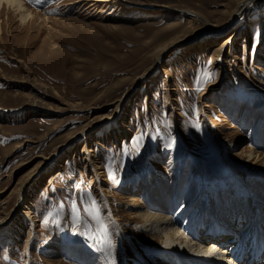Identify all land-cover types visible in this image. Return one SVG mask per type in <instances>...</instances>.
<instances>
[{
  "label": "rangeland",
  "instance_id": "374dc122",
  "mask_svg": "<svg viewBox=\"0 0 264 264\" xmlns=\"http://www.w3.org/2000/svg\"><path fill=\"white\" fill-rule=\"evenodd\" d=\"M59 1L0 3V264L164 263L131 217L148 182L190 238L199 208L264 206V0Z\"/></svg>",
  "mask_w": 264,
  "mask_h": 264
},
{
  "label": "bare ground",
  "instance_id": "6f19581e",
  "mask_svg": "<svg viewBox=\"0 0 264 264\" xmlns=\"http://www.w3.org/2000/svg\"><path fill=\"white\" fill-rule=\"evenodd\" d=\"M38 1L39 0H37V2ZM42 1L44 2V0ZM237 1H238L237 3L238 8L233 13L234 17L240 11H242L245 6H247L254 0H237ZM2 2L5 5L11 7L12 9L20 11L19 15L21 20L24 21L26 20V18L31 17L30 16L31 12L28 9H26L23 0H0V3ZM59 2L62 3L61 1ZM208 31L211 32V30ZM55 35L57 36V34ZM178 41H180V38H175V39L171 38L167 42H163L160 49L158 48V50H156L155 61L159 59L160 54L164 50V48ZM121 101L123 102V100L121 99L119 103H121ZM113 117L114 115L112 116V118ZM104 119L106 118L103 117L101 119H98L97 122H100ZM79 134L82 135L83 131H78L75 134H71L69 136L70 138L69 137L68 138L69 140H72L73 138L78 137ZM90 156H92V154H88L86 157H90ZM50 158H51L50 156L44 158L43 161L38 164V168L32 173H29V179H32L34 177L38 169L46 166L49 163ZM25 186H26L25 183H23L19 188L20 196L18 199H20V201L18 200L19 203L17 204V208L19 207V205L21 207L20 210L18 209L16 211H19V213H21L25 218H29L30 217V210L28 209L29 202L26 200L27 196L24 195L23 192H21L22 190L24 191ZM146 187L147 188L143 190V193L139 198L138 197L136 198L135 196L131 197L132 203L129 205L134 208L131 217L140 218L139 221H135V222L141 225V228L139 227L140 230L147 231L148 236L150 234V238H149L150 241L160 239V242H158L157 245L155 242L148 243L146 245L154 246L156 248L158 247L160 249L159 255L160 256L162 255L164 257L163 262L165 264H254L258 259L261 258L260 254H262L263 253L262 251L264 250V206H259L255 212H253L248 205H245L244 207L242 206L241 209L239 210L238 209L236 210L234 208V210L231 213L229 211V215L227 217H224L222 213H218L217 209L212 204L211 210H209L211 214L209 216L210 221L208 225L207 223H204V218H203V214L208 213V211L206 212L204 210L205 206L199 208L197 218L196 220L194 219L195 224L192 229L193 231L191 232V234H189L191 236L190 238L189 236L183 235L182 232L178 229V227L177 228L174 227L173 218L171 217V215H168L167 213L168 211L167 207L169 203L166 202L167 200L165 197L167 196L164 195L165 192L164 188L160 186L158 190H156V188L153 187L150 184V182H148ZM175 189L177 190V188ZM156 191L160 193L159 197L163 195V198H161V200L159 199V201L154 199V196L156 195L155 193ZM142 199H144L145 200L144 203L146 202L147 204L145 210L144 209L142 210L143 204L140 203ZM184 208L185 209L190 208V206H185ZM214 210L215 213H212ZM251 214H253V217L255 218L252 219L251 221L252 225L251 224L248 225L246 221L250 219ZM12 216L1 218L0 226L9 223V221L12 220ZM241 222L246 223L245 227L244 226L241 227L244 228L245 230H243V232L238 235V233L235 231L236 229L234 228H237L239 226L238 224H240ZM202 227H204V229ZM207 227H208L207 230L211 231L212 233L206 231ZM217 230H219L220 232L223 231V233L226 234V236L222 234L223 237H221L218 236L219 234L213 233L216 232ZM125 235L132 236L133 234L127 231ZM194 237H196V240L192 241V238ZM230 239L234 241H230ZM229 242H231V244H228ZM75 244L77 243L74 242V245L71 244L70 246L75 247ZM66 253L71 255L69 252H67V250L64 252V254ZM72 254H73L71 255L72 259L79 261L80 263H82V260H85V262L89 264L95 263V259L93 258L94 255L91 254L90 252L87 256L78 252L77 250L74 251ZM134 254L135 252L132 253L131 258H133ZM131 258L126 257L125 260L123 259L122 264H127V262L130 261ZM164 263H158V264H164ZM258 264H264V258L261 259Z\"/></svg>",
  "mask_w": 264,
  "mask_h": 264
},
{
  "label": "snow or ice",
  "instance_id": "6c2138e0",
  "mask_svg": "<svg viewBox=\"0 0 264 264\" xmlns=\"http://www.w3.org/2000/svg\"><path fill=\"white\" fill-rule=\"evenodd\" d=\"M72 211L75 213L76 212V205H75V200L72 202Z\"/></svg>",
  "mask_w": 264,
  "mask_h": 264
}]
</instances>
